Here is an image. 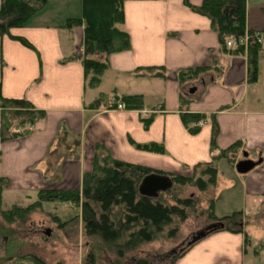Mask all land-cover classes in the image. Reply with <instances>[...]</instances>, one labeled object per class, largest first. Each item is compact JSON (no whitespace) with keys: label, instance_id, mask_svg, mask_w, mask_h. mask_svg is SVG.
<instances>
[{"label":"crops","instance_id":"obj_1","mask_svg":"<svg viewBox=\"0 0 264 264\" xmlns=\"http://www.w3.org/2000/svg\"><path fill=\"white\" fill-rule=\"evenodd\" d=\"M203 1L189 0L195 6ZM48 7L46 0L24 26L0 36L1 96L26 99L46 114L26 136L0 138V177L7 181L3 202L5 195L29 201L9 209L31 205L42 191L82 190L99 147L113 159L169 175L225 163L245 201L264 205V0H246L247 30L263 38L256 82L248 77V48L238 52L223 46L211 20L184 0H128L121 28L130 49L111 54L99 84L89 86L84 25L67 26L83 17L82 0L72 15ZM151 67L164 68L166 77L136 75ZM199 67L210 69L194 81L180 82V72ZM124 96H142V107H91L99 98L111 104ZM184 114L203 116L191 125L195 132L184 124ZM1 124L0 109V130ZM234 145L237 151L227 163L220 153ZM244 161L254 165L240 173L237 166ZM263 250L251 249L244 233L219 230L190 246L174 264H257L251 258Z\"/></svg>","mask_w":264,"mask_h":264},{"label":"trees","instance_id":"obj_2","mask_svg":"<svg viewBox=\"0 0 264 264\" xmlns=\"http://www.w3.org/2000/svg\"><path fill=\"white\" fill-rule=\"evenodd\" d=\"M126 1L128 0H83V17L68 21V27L83 24L85 28L83 66L89 86L99 84L103 73L109 67L108 58L111 54L130 49L129 35L121 28L124 24V3ZM184 2L192 11L211 20L223 46L226 47L227 42L233 40L235 50L242 52L245 47L239 43V40L246 34L249 35L248 77L250 82H256L258 79V54L261 46L253 39L255 32L247 30L246 0H204L198 6L190 4L189 0H184ZM45 3L46 0H3L0 7V36L9 35L10 30L14 27L24 26L37 11L43 8ZM98 55H104V60L96 59ZM209 69L199 67L180 72V82L194 81ZM137 71L136 75L143 71L145 76L166 77L164 68L151 67ZM141 100L142 96H124L122 98L127 109H140L142 107ZM91 107L113 109L115 104H108L104 98H99L91 104ZM0 109L2 111L0 130L2 141L26 136L46 116L44 111L36 109L26 99H6L1 94ZM202 117L195 114H184L183 122L192 132H195L196 129L191 128V125L201 120ZM217 135L218 126L214 125L213 150L216 148ZM236 149V145H234L221 152L222 157L228 158V153L235 152ZM216 171L213 170L210 173L209 182L199 180L195 183L200 191H205L208 185H215ZM152 173L165 174L142 165L113 159L99 147L96 150L92 171L83 177L82 190L42 191L39 195L48 194L55 201L81 203L86 235L97 236L105 243L114 245L121 256L126 252L138 249L144 243L155 240L175 220L185 221L189 216V210L195 207L193 199L178 198L174 204H167L161 198L151 199L141 196L138 190L139 185L145 176ZM170 176L174 183L179 185L191 184L194 180L193 176ZM5 185H7V181L0 177V210L3 203L2 188ZM40 207L41 203L37 200L27 207L16 205L9 210L2 211V214L4 219L10 220L16 218L15 214L19 213L18 211L27 214L34 211L35 208L40 209ZM209 211L210 218L214 223H224L223 230L244 233L245 241L248 242L249 237L243 229L242 212L237 211L230 216L218 218L214 214L213 200ZM213 232H209L208 235ZM171 233L174 234V232ZM263 249L264 242L260 244L258 251ZM35 261L37 264H45L37 258ZM89 261L90 264H95L93 256L89 257ZM140 264H147V262L141 261Z\"/></svg>","mask_w":264,"mask_h":264},{"label":"rangeland","instance_id":"obj_3","mask_svg":"<svg viewBox=\"0 0 264 264\" xmlns=\"http://www.w3.org/2000/svg\"><path fill=\"white\" fill-rule=\"evenodd\" d=\"M80 3L81 0H49L48 9L72 15L80 8ZM234 153H228L227 163H232ZM213 170H217L215 185H208L205 191H200L195 183L199 180L209 182ZM183 176H193V183H174V187L161 194L159 199L167 204H174L178 198L193 199L195 207L189 210L188 218L183 222L175 220L155 240L121 256L114 245L105 243L97 236L86 235L81 203L55 201L48 194H38L30 200H39L40 209L35 208L27 214L18 211L15 219L8 220L4 219L2 210H8L15 203L25 204L29 201H12L5 195L0 210V264H37L36 258L45 264H90V256L94 257L95 264H140L141 261L147 264H174L187 251L193 238L214 224L209 215L212 200H215L219 218L237 211L243 213L242 223L249 237L248 243L251 249H259L264 242V205L245 201L242 189L228 165L217 162L203 164ZM251 259H255L257 264H264V250L259 257Z\"/></svg>","mask_w":264,"mask_h":264},{"label":"water","instance_id":"obj_4","mask_svg":"<svg viewBox=\"0 0 264 264\" xmlns=\"http://www.w3.org/2000/svg\"><path fill=\"white\" fill-rule=\"evenodd\" d=\"M195 90H191L193 93ZM253 163L244 161L238 164L237 170L240 173H246L252 169ZM174 187V180L169 174L152 173L145 176L139 185V194L144 197L151 199H158L161 194L168 192ZM225 227L224 223H214L209 226L206 230L198 233L197 236L189 243V245L195 244L208 235L209 232L223 230Z\"/></svg>","mask_w":264,"mask_h":264},{"label":"built area","instance_id":"obj_5","mask_svg":"<svg viewBox=\"0 0 264 264\" xmlns=\"http://www.w3.org/2000/svg\"><path fill=\"white\" fill-rule=\"evenodd\" d=\"M253 39H254V41H255V43H258V44H262V42H263V38H262V33L261 32H259V31H256L255 33H254V35H253ZM234 41L233 40H229L228 42H227V46L228 47H232V46H234ZM239 43L241 44V45H243L245 48H248V46H249V35L248 34H246V36L245 37H243V38H241L240 40H239ZM115 109L116 110H124V109H126V105H125V103L123 102V101H117L116 103H115ZM198 125H203V122H199L198 123Z\"/></svg>","mask_w":264,"mask_h":264}]
</instances>
